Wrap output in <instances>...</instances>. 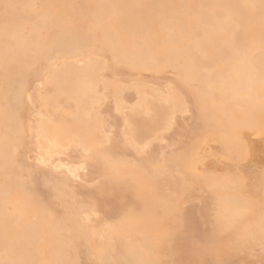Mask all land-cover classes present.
I'll return each instance as SVG.
<instances>
[{
  "label": "bare ground",
  "instance_id": "bare-ground-1",
  "mask_svg": "<svg viewBox=\"0 0 264 264\" xmlns=\"http://www.w3.org/2000/svg\"><path fill=\"white\" fill-rule=\"evenodd\" d=\"M38 81L50 89L32 93ZM102 91L129 110L123 141L106 138ZM179 114L191 122L179 149L172 138L160 158L116 153L166 141ZM262 128L264 0H0V260L232 264L264 251ZM71 148L82 163H69ZM90 167L102 182L80 201L73 183ZM36 173L52 182L44 199L20 180ZM193 198L211 212L198 242L183 207Z\"/></svg>",
  "mask_w": 264,
  "mask_h": 264
},
{
  "label": "rangeland",
  "instance_id": "rangeland-1",
  "mask_svg": "<svg viewBox=\"0 0 264 264\" xmlns=\"http://www.w3.org/2000/svg\"><path fill=\"white\" fill-rule=\"evenodd\" d=\"M120 69L122 70V69H124L123 67H120ZM123 73H125V71L123 72ZM167 75H170V76H172L170 73H168ZM166 75V77L168 78V77H170V76H167ZM105 76L107 77V78H112V75H111V72L110 71H105ZM124 76H125V74H124ZM127 77L128 76H126V78L125 77H123L122 76V78L121 79H123V78H125V80L127 79ZM165 77V78H166ZM147 78V77H146ZM171 78V77H170ZM148 79V78H147ZM150 79V78H149ZM161 79H163V80H161V81H164V76H163V78H161ZM124 80V79H123ZM122 80V81H123ZM147 82L149 81V80H146ZM127 82V83H126ZM130 82V80L128 81V79H127V81H124V82H122V83H125V84H128ZM132 82V81H131ZM160 82V81H159ZM132 84V83H131ZM153 84H154V82L152 83V84H150V85H152L153 86ZM43 85V83H42V81H38V82H36V83H34L33 84V86H32V93H36V91L38 92V91H40L41 93H45V92H47L49 89H50V87L49 86H47V87H44V86H42ZM151 86V87H152ZM102 92H104V91H102ZM105 94H107V96H108V98H107V100L105 101V103H103L102 104V108H101V111H102V113H103V117H104V119H105V121H107V123H106V127H105V135H106V138H115V139H119L120 138V140L121 141H123V134H121L122 133V131H123V128H122V123H123V115L125 114V112L126 111H129L130 109L129 108H132V106L133 105H135V103H134V101L133 100H135L136 101V93H135V91H134V88H129V89H127L126 90V95L127 96H129L128 97V99H129V103L127 104L128 106H127V108L129 109V110H126L125 112H124V114L123 113H117L115 110H114V101H113V99H112V97H110L109 96V93H107V92H104ZM62 100H64V97H62L61 98ZM131 99V100H130ZM133 99V100H132ZM34 100V99H33ZM31 101V102H33L34 104H33V106H34V112H36V110H37V108H38V102L37 101ZM132 105H131V104ZM129 105H131V106H129ZM126 113H128V112H126ZM121 114H123V115H121ZM190 116V114L189 115H181V114H179V116L177 117V119H176V121L174 122V126L172 127V129H170L169 131H167V132H165L164 133V135L163 136H165V138H166V141H161V139H160V137L159 138H155L151 143L153 144L152 146L150 145L149 147H147L146 148V150L144 151V152H142V151H140V150H138L136 147H134V146H130V147H124L125 149H123V147L121 146V148H118V149H116V153H119V154H122L123 152H128V155H127V157H129L130 156V160L133 158L134 160L135 159H139V158H144V157H148L149 156V154L150 155H152L153 154V156H155V157H157V158H160L161 157V151H166L165 153H169L172 149H174V148H176V149H179L180 147H181V145H179L178 144V142L180 143V142H182L183 140L185 141L186 139H185V130L184 129H186V130H188L189 129V125H190V123L191 122H189L190 121V119L188 118ZM37 116L36 115H34L33 117H32V120H34L35 118H36ZM115 117V118H114ZM188 118V119H187ZM118 121V122H117ZM189 122V123H188ZM108 125V126H107ZM121 135V136H120ZM173 138V140H175V142H177V144L179 145H175V146H173V148L172 149H170V148H168V149H165V150H161L162 149V147H163V145L165 146L167 143L168 144H170L171 142V140L170 139H172ZM107 141V140H106ZM161 142H163V143H161ZM165 142H167L166 144H165ZM25 143H26V145H25V147L27 148L26 149V151L24 152V155H25V157H23L22 158V160L23 161H25V163H28V165L30 164V165H34V164H36L37 163V153L32 149V148H30L31 147V143H32V140L31 139H26L25 140ZM161 143V144H160ZM104 145V146H103ZM102 146L103 147H108L109 146V143L107 142L106 143V145H105V143H103L102 144ZM161 146V147H160ZM151 147V148H150ZM76 148H71L70 150H71V154H70V151H68L69 152V154L67 155L68 156V158H67V156L65 155V156H63V157H61V159L63 158V159H65V158H67L68 160H69V163H76L77 165L78 164H80V163H82L83 162V158H81V156H82V153L78 150V149H76ZM150 149V151H148ZM159 149V150H158ZM170 149V150H169ZM72 150H73V152L75 153H72ZM135 151H136V153H135ZM139 151V152H138ZM147 151V152H146ZM156 151V152H155ZM153 152V153H152ZM158 152H159V154H158ZM155 153H157V154H155ZM163 153V152H162ZM74 154V155H73ZM69 155H73L72 157L71 156H69ZM158 155V156H157ZM70 157V158H69ZM62 159V160H63ZM68 160H66V161H68ZM65 161V160H64ZM85 161H87V163L89 164V165H91V164H93L94 163V161L92 160V159H85ZM251 168V167H250ZM44 169V168H43ZM44 170H48V171H51L50 170V168H48V167H46ZM65 170V168H63V169H57L54 173H55V175L56 176H61V172L62 171H64ZM47 171V172H48ZM79 178H77V179H75V182L73 183V186L77 189V191H78V195H77V198H78V200H80V201H87L88 199H87V193L89 192V191H94L95 190V188L98 186V184L100 183V182H102V178H99L96 174H94L93 173V170H92V168L90 167V168H86L85 170H80L79 172ZM36 174H39V173H36ZM36 174H34L33 175V177H35V179H28V180H30V181H28L27 180V182H28V184H30L29 186L30 187H32L33 189H35L36 191H37V193H38V196L40 197V198H45L46 196H50V188H51V186H52V182H50L49 184H47V183H45V181L44 180H42V178H41V175L39 174V177L36 175ZM33 181H34V183H33ZM164 187H167L166 185H163ZM111 198V199H110ZM114 199V196L113 197H111V196H108V198L106 199V200H108L107 202L109 203V205H107L108 203L106 202V207L104 206V205H102V207L104 206L106 209H108V208H110L111 206V201ZM194 200H192L190 203L188 202L187 204H185L183 207H184V209H185V212L187 213V214H189V217H191V218H193V222H197V224H196V226H198L197 227V231L196 232H194L193 231V234L195 235V237L196 238H200V239H202L203 238V236L209 231V229H210V224H209V219H211L210 217H208V215H211L210 213L208 214V210H207V208H206V203H204L203 201H201V200H198V199H196V198H193ZM196 199V200H195ZM110 201V202H109ZM54 202H56V201H54ZM56 204V203H55ZM56 207V206H55ZM56 208H58L59 209V211H60V207H56ZM105 208H103L104 210H105ZM187 209V210H186ZM102 210V209H101ZM187 211H189V212H187ZM99 213H100V211H99ZM98 213V214H99ZM112 213H110V215H111ZM186 214V215H187ZM208 214V215H207ZM115 214H113V215H111V216H114ZM98 216V215H97ZM98 217H100V215L98 216ZM98 217H96V218H98ZM103 217V216H102ZM185 217H187V216H185ZM189 217H187V218H189ZM95 218V219H96ZM108 218H110V217H108ZM107 218V219H108ZM191 218H189V219H191ZM197 218V219H196ZM199 218V219H198ZM99 219V218H98ZM100 219L102 220V219H104V218H101L100 217ZM99 219V220H100ZM198 223H200V224H198ZM200 227V228H199ZM187 229V228H186ZM178 230V229H177ZM179 231H184V229H180ZM179 231H176V234H178L179 233ZM200 232V233H199ZM201 233H203V236H202V234ZM193 235V236H194ZM196 235H198V236H196ZM197 239L196 241L198 242L200 239ZM84 248H80L79 249V251H80V253H78L79 255L78 256H80L81 257V254H83V252H82V250H83ZM78 251V252H79ZM84 255V254H83ZM83 255H82V258H79V264H90V262L88 263V259H86L85 258V256L83 257ZM88 260V261H87ZM232 264H264V251H255L254 253H252L251 255H245V254H243V255H239V257L234 261V262H232Z\"/></svg>",
  "mask_w": 264,
  "mask_h": 264
},
{
  "label": "snow or ice",
  "instance_id": "snow-or-ice-1",
  "mask_svg": "<svg viewBox=\"0 0 264 264\" xmlns=\"http://www.w3.org/2000/svg\"><path fill=\"white\" fill-rule=\"evenodd\" d=\"M171 123H172V118L169 117V124H171ZM125 138L127 140H129V142H131V143H134V144L136 143L134 138L128 137L127 135H126ZM260 138L262 140H264V128L261 129ZM149 143H151V141H149L148 143H144L143 141H141L139 144H136V147H137L138 150H140L141 147L143 149H146L148 147ZM113 146L115 147V146H118V145H116V143L114 142ZM261 175H262V177H264V168L261 169ZM28 179H29V176L27 174L21 175V177H20L21 182H25L26 183ZM32 179H35V177H32ZM172 210L174 211L175 215L177 217H179L180 211H181V206H180V203H179V197H177L176 200L173 202ZM125 214L126 215H131V212L129 211V212H126ZM261 244H262V247H264V235L261 236ZM0 264H16V262L11 261V260H0Z\"/></svg>",
  "mask_w": 264,
  "mask_h": 264
}]
</instances>
